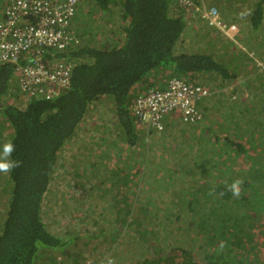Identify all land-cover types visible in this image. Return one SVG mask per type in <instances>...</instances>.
Here are the masks:
<instances>
[{"label":"trees","instance_id":"16d2710c","mask_svg":"<svg viewBox=\"0 0 264 264\" xmlns=\"http://www.w3.org/2000/svg\"><path fill=\"white\" fill-rule=\"evenodd\" d=\"M194 1L201 8L216 6L224 22L237 25L235 41L210 29L204 20L203 26L212 32L199 29L201 34L186 42L194 10L181 0H80L72 29L81 45L44 52L45 61L72 66L71 84L57 97L31 98L24 107L16 105L17 65H0V113L14 128L10 141L16 150L11 159L20 161L8 174L11 188L0 229V264H99L108 258L94 259L92 251L79 253L75 249L82 242L77 232L61 237L45 219L50 194L58 204L60 191L50 189L59 153L76 136L89 109L105 100L111 103L115 132L123 140L120 147L117 142L107 147L109 153L115 152V166L95 160L83 169L64 166L65 171L79 172L75 173L85 187L99 189L100 198L109 200L95 204L101 213L89 241L109 247L121 244L131 258L137 246L156 248L157 257L137 259L134 254L130 264H240L237 247L247 243L252 226L264 215V69L257 68L249 55L264 57V0ZM7 4L8 0L0 11ZM174 77L210 87V95L196 105L203 118L193 124L180 113L169 114L162 139L150 141L140 130L133 105L152 89L165 90ZM228 85H233L232 91L223 96ZM169 128L173 130L168 132ZM139 158L144 163L139 164ZM85 159L91 162L88 156ZM147 161L153 166L147 168ZM108 169L116 175L112 183L120 185L116 190L131 191L137 199L115 203L118 193ZM150 177L178 196L170 201L163 190V198L152 201L168 220V236L161 235L152 199L146 196L147 185L154 184ZM236 179L243 180L239 198L226 187ZM165 202L169 204L163 211ZM121 204L126 211L119 209ZM112 206L124 218L107 220ZM126 231L133 243L126 241ZM162 241L169 245L165 248ZM221 241L226 242L222 250Z\"/></svg>","mask_w":264,"mask_h":264},{"label":"built area","instance_id":"2783aa9c","mask_svg":"<svg viewBox=\"0 0 264 264\" xmlns=\"http://www.w3.org/2000/svg\"><path fill=\"white\" fill-rule=\"evenodd\" d=\"M181 3L201 14L211 28L236 37L238 26L224 22L216 6L201 8L194 0ZM79 4L80 0H8L4 17H0V65L6 62L17 65L19 89L28 100H51L70 86L71 64L45 61L44 52L49 48L66 50L81 45L72 29ZM249 55L258 68L264 69V57L255 52ZM209 95L207 88L174 77L165 90L152 89L139 96L133 112L142 124L162 131L166 116L172 113H180L187 122H200L203 114L196 105Z\"/></svg>","mask_w":264,"mask_h":264},{"label":"rangeland","instance_id":"374dc122","mask_svg":"<svg viewBox=\"0 0 264 264\" xmlns=\"http://www.w3.org/2000/svg\"><path fill=\"white\" fill-rule=\"evenodd\" d=\"M6 2L7 0L6 1L0 0V9L4 8ZM190 14H191V18L188 23L189 25L184 34V38L186 42H190L191 40L196 39L197 36L201 34L199 32V29H202L205 32L207 30L208 32H212L210 31V29L215 30L213 28H210L209 26L208 28L210 29L205 27L207 25L204 22V20L200 17L198 12L191 11ZM204 24L205 26H203ZM232 87L233 85L226 86L221 91L223 96H225L223 92L230 93L232 91ZM15 94H16L15 104L20 107H24L26 104L25 100H28V99L20 93L19 89H16ZM98 104H99L98 107L95 105L94 107L97 108V110L99 111H101L103 108H106L107 105H110V109H111V103H109L107 100H105L101 104L100 103ZM95 111L96 110L91 108L89 109L88 113H91V112L94 113ZM175 116H179V115H175ZM93 117L97 118L98 114L94 113ZM91 119H94V118H91ZM81 124H84L87 126V125H90L91 122L84 119V121L81 122ZM165 128H166V125L162 131H159L143 123L141 124L140 130L145 136H148L150 138L149 139L150 141L152 140L160 141L163 137L162 132L165 131ZM93 130L96 131V139H97L96 145L98 143L101 144L103 149L102 151H99L98 150L99 147H96V145L88 147L87 148L89 151L88 159L95 160V162L97 163L102 162L103 165L107 164V167L115 166V157H116L115 152L109 153V150L107 149V147L109 146L110 143H113V142H117L118 147H120L119 144H123L122 136L118 135L115 132V125L109 126L106 123H102V118L100 121H98L96 125L93 126ZM172 130L173 128H169L168 132ZM11 135L13 137L14 128L12 127L8 119L4 115L2 116V114L0 113V150H2V146L5 142L10 141ZM188 140L191 141L190 136L188 137ZM74 144L79 145V142L72 139L70 142L65 144L63 151L59 153L60 157H59L58 170L56 167V170L53 175V177L54 176L55 177H54L53 183L51 184V189H50V193L52 192L55 193L57 191H60L57 197L58 204L54 202L53 194H50V196L47 199L46 205H45L46 206L45 219L47 221V226L49 227V229L53 231L54 233L59 234L61 237H64V235L67 233L72 234L73 232H77L78 236H80V241L82 242V244L80 247H78L75 250L78 251L79 253L83 252L85 254H87L89 251H92L91 256L94 259H97L99 257L107 258L110 255H115L117 257L115 259L116 264H130L133 262L132 260H134V254H136L137 259L142 258V257L144 259L151 258V257H157L156 248H154V246L147 247V248H145L144 246L143 248L142 247L139 248L137 246L135 249L132 250V258H131L127 251L128 248H126L125 246L121 244H115L109 247L108 244L102 245L99 243V241H94V242L89 241L88 236L91 235L93 231H96L98 229V227L95 225L101 213L98 209H95V204L108 203L109 200L108 198L104 200L100 198V194L98 192L99 189H95V188L91 189L89 187H85L82 183L83 179H80L79 176H77L76 174L79 172L75 170L70 171L71 169L69 171H65L64 164L66 160L68 159L76 160L74 156H69L67 155V153H65L67 150L69 152H72V148L78 147ZM121 148L124 149V145ZM85 158H86V154L79 155L76 161L75 167H78L79 169H83L87 166L88 163L91 164V162ZM137 162L139 164L144 163V159L139 158ZM152 164H153V161H147L146 167L148 168L150 166H153ZM135 165H138V164H135ZM94 168L96 169V167ZM156 168L157 167H154V169ZM69 172H71L70 174L72 176H68ZM111 172H112V169L109 172V174L111 175L110 184H112L114 187V190H116L120 185H118L117 183L115 184L112 183V181L116 179V175L115 173H111ZM152 174L157 177V174L155 171L152 172ZM8 177H9L8 174L0 173V229L4 221V215H6V211L8 208V201L10 198L11 185L9 186ZM149 180L150 182H154V184L147 185L148 190L150 191L148 192V195L146 196L152 199L151 203L152 201H156V202L160 201L161 199L159 198L160 195L163 198L164 196L163 190L167 192L166 198L168 200L174 201L177 199L178 196H175V194H173L171 190H169L168 188H165V189L163 188L162 182H159L158 185L155 184L158 181L157 178L150 177L148 178V181ZM169 180H171V178H169ZM121 181L122 182L125 181V175L123 176V179ZM110 184L109 183L106 184L105 188L109 187ZM108 191L110 192V194H112L111 190H108ZM126 191L128 190L126 189L116 190V193H118V196L115 195L116 196L115 203H118L120 201L125 203L126 199L128 198L132 201L137 199L138 197L137 194L135 193L133 194L131 191H129L128 193H125ZM97 194L99 195V198L97 197ZM146 202H149V201H146ZM179 202L185 204V199L180 197ZM168 204L169 202H165V204H163V211L166 210V206ZM53 206H55L56 209H53ZM151 206L154 208L153 214L156 219V223L160 224L157 227L161 231V235L165 234L166 236H168V233L171 231H170V226H168L167 218L162 217V213L158 210L155 203H152ZM112 207L114 208V212L111 213L108 209L107 220L113 221L115 217L124 218V216L117 214L116 207L114 206ZM119 209L120 210L123 209L125 211L127 210L123 204L120 205ZM128 209L130 210V208ZM172 218L175 220L174 217ZM122 226L125 228L124 225ZM252 230L253 232L251 234V237L247 241V243L243 246L237 247L236 255L238 257L237 260L240 264H264V215L261 218V222L252 226ZM182 236L187 237V233L185 231H182ZM125 239L126 241L133 243L132 241L133 238L130 236L129 232L127 231L125 232ZM162 244H164V241H162ZM167 245H169V242L164 244L165 248ZM195 248L196 246H190L189 249L195 250ZM57 252L59 253V251ZM239 256H241L242 258H239ZM197 260H200V258H198Z\"/></svg>","mask_w":264,"mask_h":264},{"label":"crops","instance_id":"0c3cea01","mask_svg":"<svg viewBox=\"0 0 264 264\" xmlns=\"http://www.w3.org/2000/svg\"><path fill=\"white\" fill-rule=\"evenodd\" d=\"M5 11V10H4ZM4 11H0V17L3 18L4 17ZM227 38L234 40L233 38H235V36H228L225 35ZM98 107V106H97ZM94 110H96L94 113L98 114V117L95 118L93 117L94 113H88L85 116V120L90 121L91 124L90 125H84L81 124V126H79L78 131H77V135L73 138L75 141L79 142V145L74 144L76 146H78L77 148H72V152H69L68 150L65 152L67 153V155L69 156H74V158H76V160H71L68 159L65 162V168L67 169H71L75 167L76 161L78 159L79 155H85L88 156V147L94 146L97 143V139H96V131L93 130V126L96 125L98 123V121L101 120L102 118V123H106L109 126L115 125L116 126V118L110 113V105H107L106 108H103L101 111L97 110V108L95 107H91ZM100 115V116H99ZM101 117V118H100ZM94 118V119H91ZM84 121V120H83ZM82 121V122H83ZM78 136V137H77ZM79 139V140H78ZM74 143V142H73ZM101 144H97L96 147ZM102 147H100L98 150L102 151ZM94 160H91V163L93 164ZM98 164H96L97 166Z\"/></svg>","mask_w":264,"mask_h":264},{"label":"clouds","instance_id":"9594fccd","mask_svg":"<svg viewBox=\"0 0 264 264\" xmlns=\"http://www.w3.org/2000/svg\"><path fill=\"white\" fill-rule=\"evenodd\" d=\"M203 19V18H202ZM239 28V27H238ZM214 29V28H213ZM225 35V34H224ZM239 36V30L235 37V39ZM234 39V41H235ZM256 53V52H255ZM258 56V55H257ZM259 57V56H258ZM262 58V57H261ZM258 68V67H257ZM191 85V84H190ZM19 86V84H18ZM201 86V85H199ZM210 90V88L203 86ZM20 91V89H19ZM21 93V91H20ZM206 99V98H205ZM28 101V100H27ZM202 113V112H201ZM198 123V122H197ZM142 124V123H141ZM164 127H165V120H164ZM16 150V146L12 141H7L3 144L2 150H0V173L9 174L15 168L20 166V161L11 159L12 153ZM63 151V150H62ZM242 179H236L231 184L227 185V190L232 193V195L236 198H239L242 194ZM226 242L221 241L219 248L222 250L225 247ZM105 264H115V260L111 257H108L105 261Z\"/></svg>","mask_w":264,"mask_h":264},{"label":"bare ground","instance_id":"6f19581e","mask_svg":"<svg viewBox=\"0 0 264 264\" xmlns=\"http://www.w3.org/2000/svg\"><path fill=\"white\" fill-rule=\"evenodd\" d=\"M226 38V37H225ZM237 102V101H236Z\"/></svg>","mask_w":264,"mask_h":264}]
</instances>
